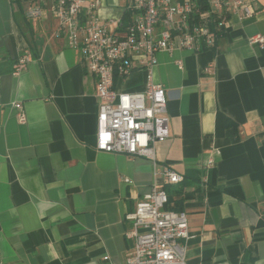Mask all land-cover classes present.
<instances>
[{
  "label": "crops",
  "instance_id": "1",
  "mask_svg": "<svg viewBox=\"0 0 264 264\" xmlns=\"http://www.w3.org/2000/svg\"><path fill=\"white\" fill-rule=\"evenodd\" d=\"M251 3L255 14L231 16L213 50L156 54L169 137L152 162L96 151L94 77L49 20L0 0V264H124L126 216L154 187L188 218L187 264H264V44L250 42L264 38V0ZM120 4L103 0L101 15ZM26 49L32 59L13 76ZM143 85L136 69L114 87ZM166 168L181 182L164 184Z\"/></svg>",
  "mask_w": 264,
  "mask_h": 264
},
{
  "label": "built area",
  "instance_id": "2",
  "mask_svg": "<svg viewBox=\"0 0 264 264\" xmlns=\"http://www.w3.org/2000/svg\"><path fill=\"white\" fill-rule=\"evenodd\" d=\"M29 22L49 20L51 36L64 39L76 51L87 74L95 79L98 105L95 149L108 154L142 157L154 162V145L169 137L166 90L153 81L156 54L176 48L200 53L213 50L231 16L252 17L251 0H120L115 15L102 16L103 0H15ZM262 46L264 38L254 36ZM32 55L25 50L12 65V75L26 70ZM181 68V62H176ZM144 72L143 90L116 91V79L134 70ZM215 70L211 63L207 74ZM17 121L25 124L20 104H14ZM212 161H209V165ZM164 184L182 178L161 171ZM168 195L152 188L126 216L133 242L124 264H187L180 241L188 237L184 212L167 209Z\"/></svg>",
  "mask_w": 264,
  "mask_h": 264
},
{
  "label": "trees",
  "instance_id": "3",
  "mask_svg": "<svg viewBox=\"0 0 264 264\" xmlns=\"http://www.w3.org/2000/svg\"><path fill=\"white\" fill-rule=\"evenodd\" d=\"M18 4V3H17ZM19 5V4H18ZM168 207V206H167ZM168 210H170V209H168ZM172 211V210H171ZM176 211V210H175Z\"/></svg>",
  "mask_w": 264,
  "mask_h": 264
}]
</instances>
